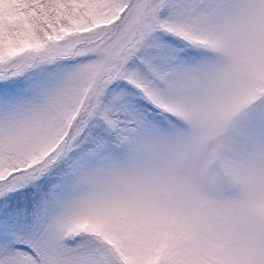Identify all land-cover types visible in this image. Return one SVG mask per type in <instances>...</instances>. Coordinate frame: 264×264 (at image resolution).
I'll return each mask as SVG.
<instances>
[{"label": "snow or ice", "instance_id": "obj_1", "mask_svg": "<svg viewBox=\"0 0 264 264\" xmlns=\"http://www.w3.org/2000/svg\"><path fill=\"white\" fill-rule=\"evenodd\" d=\"M0 264H264V0H0Z\"/></svg>", "mask_w": 264, "mask_h": 264}]
</instances>
